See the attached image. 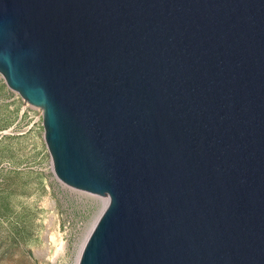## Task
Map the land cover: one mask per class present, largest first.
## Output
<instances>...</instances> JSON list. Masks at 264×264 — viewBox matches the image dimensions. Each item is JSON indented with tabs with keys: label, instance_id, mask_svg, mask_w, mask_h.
Wrapping results in <instances>:
<instances>
[{
	"label": "water",
	"instance_id": "obj_1",
	"mask_svg": "<svg viewBox=\"0 0 264 264\" xmlns=\"http://www.w3.org/2000/svg\"><path fill=\"white\" fill-rule=\"evenodd\" d=\"M0 73L108 198L77 264H264V0H0Z\"/></svg>",
	"mask_w": 264,
	"mask_h": 264
},
{
	"label": "rangeland",
	"instance_id": "obj_2",
	"mask_svg": "<svg viewBox=\"0 0 264 264\" xmlns=\"http://www.w3.org/2000/svg\"><path fill=\"white\" fill-rule=\"evenodd\" d=\"M99 198L56 178L39 109L0 73V264H75Z\"/></svg>",
	"mask_w": 264,
	"mask_h": 264
},
{
	"label": "bare ground",
	"instance_id": "obj_3",
	"mask_svg": "<svg viewBox=\"0 0 264 264\" xmlns=\"http://www.w3.org/2000/svg\"><path fill=\"white\" fill-rule=\"evenodd\" d=\"M100 199V198H99ZM107 202H108V198L107 197H105V198H101L100 199V204H101V206H102V209L104 208V206L107 204ZM97 219V218H96ZM96 219H95V221H96ZM94 221V222H95ZM91 230V229H90ZM90 232V231H89ZM52 235V234H51ZM86 237H87V235H86ZM86 239V238H85ZM85 239H84V241H85ZM57 241V232L54 234L53 233V235L50 237V242L52 243V244H54L55 242ZM82 245H83V243H82ZM82 245H81V248H82ZM81 248H80V250H81ZM80 250H79V252H80ZM78 256H79V253H78ZM78 256H77V259H78ZM75 264H77V260H76V263Z\"/></svg>",
	"mask_w": 264,
	"mask_h": 264
},
{
	"label": "built area",
	"instance_id": "obj_4",
	"mask_svg": "<svg viewBox=\"0 0 264 264\" xmlns=\"http://www.w3.org/2000/svg\"><path fill=\"white\" fill-rule=\"evenodd\" d=\"M25 105H30V104H28V103H26V102H25ZM31 106H33V105H31ZM33 107H36V108H38V109H39V111H40V115H41V110H40V108H39V107H37V106H33Z\"/></svg>",
	"mask_w": 264,
	"mask_h": 264
}]
</instances>
